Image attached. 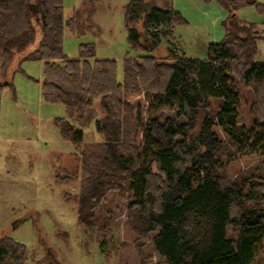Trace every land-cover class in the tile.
<instances>
[{"label":"trees","instance_id":"trees-1","mask_svg":"<svg viewBox=\"0 0 264 264\" xmlns=\"http://www.w3.org/2000/svg\"><path fill=\"white\" fill-rule=\"evenodd\" d=\"M213 1L227 13L222 40L210 43L203 59L180 57L171 48L160 59L153 52L173 39L182 17L169 7L128 0L127 41L140 54L122 59L118 79V62L96 57L92 42L80 43L75 58L64 53V28L74 31L80 7L64 18L63 0H0V98L3 88L13 90L18 68L11 75L8 68L14 54L33 44L18 61L42 63L43 100L62 104L77 125L92 121L99 135L79 157L74 153L80 159L76 224L99 243L107 260L110 231L95 210L109 193L128 201L138 264H151V256L141 255L148 244L161 258L157 264H250L264 235V177L230 181L224 172L231 146L214 130L221 129L240 154L264 153V62L255 61L256 41L264 34L236 17L240 8L261 4ZM236 82L252 95L248 129L238 125ZM140 94L149 112L145 121L126 100ZM54 124L77 150L82 130L63 117ZM229 227L236 237L228 235ZM26 256L25 245L0 238V264H26Z\"/></svg>","mask_w":264,"mask_h":264},{"label":"rangeland","instance_id":"rangeland-1","mask_svg":"<svg viewBox=\"0 0 264 264\" xmlns=\"http://www.w3.org/2000/svg\"><path fill=\"white\" fill-rule=\"evenodd\" d=\"M142 1L172 8L182 17L174 25L173 39L163 41L153 52L157 58L166 57L167 48H171L180 57L203 59L208 45L224 37L227 13L213 0ZM127 2L98 0L91 7L82 5L81 0H63L64 18L72 16L79 7L82 12L75 20L73 32L64 28V53L75 58L79 55L80 43L92 42L96 57L113 58L118 62V79H121L122 59L140 54L127 41L124 26ZM257 4L261 5L240 8L236 17L253 23L264 34V0H257ZM134 26L140 29V21ZM33 46L29 45L19 55L14 54L8 68L9 75L18 68L13 76V90L3 88L0 98V238L11 237L25 245L26 264H138L140 256L133 248L136 235L127 224L128 201L124 198L109 193L101 202L103 206L95 210L110 231L104 247L110 256L108 260L99 243L89 239L76 224L80 163L77 157L99 135L92 121L77 125L67 116L62 104L43 100L40 91L42 63L18 61ZM256 49L255 61L264 62V38L256 41ZM236 87L239 91L238 125L248 129L253 119L252 95L241 83L236 82ZM126 100L135 110H140L145 121L149 112L143 94L129 95ZM163 112L169 114L171 111L165 109ZM59 117L82 130V142L77 150L61 138L54 124V119ZM214 130L224 144L231 146L232 160L224 172L230 181L237 177H243L244 181L264 177V153L240 154L221 129L215 127ZM136 146H141V135L136 139ZM227 230L229 236H237L235 229L229 227ZM141 255L151 256V264L161 261L151 244L142 249ZM250 264H264V235L255 246Z\"/></svg>","mask_w":264,"mask_h":264}]
</instances>
